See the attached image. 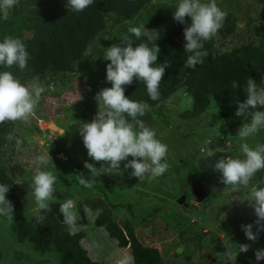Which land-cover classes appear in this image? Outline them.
<instances>
[{
    "label": "rangeland",
    "instance_id": "1",
    "mask_svg": "<svg viewBox=\"0 0 264 264\" xmlns=\"http://www.w3.org/2000/svg\"><path fill=\"white\" fill-rule=\"evenodd\" d=\"M177 3L178 0H150L144 10L154 14L161 6ZM216 3L227 13L222 26L226 20L235 25L233 38L225 43L226 49L248 41L258 43L263 32L264 0H216ZM2 21L0 18V30H6ZM30 21L26 18V23ZM107 38L88 47L76 72L38 80L45 88L39 103L44 96L61 95L68 89L77 94L79 102L67 105L61 110L64 116L51 121H41L33 115L28 123H14L12 133L23 143L19 148L11 143L0 152V168L12 179L25 217L37 226L44 224L37 223L32 214L35 207L32 177L35 157L49 152L54 166L49 163L45 167L57 176V181L54 199L48 203H62L66 199L74 200L76 206L80 201L97 202L109 210L120 228L131 227L142 246L157 249L163 264H231L235 256L234 264H264L254 256L264 245L247 240L241 229L242 225L252 224L253 232L257 230L254 223L257 218L246 200L253 186L264 187V169L256 173L248 187L238 191L220 183L219 173L203 176L198 169L199 159L204 155L201 147L237 158L241 156V143L264 144V128L247 141H240L236 132L222 134L223 122L212 98L207 111L192 120L184 117L192 109L191 97L184 89L149 110L151 121L147 127L168 146L169 167L163 175H146L138 180L130 175L131 169L123 170L127 161L121 162L120 172L98 170L92 175L84 168L85 162H94L87 156L77 129L80 122H90L95 116L98 105L94 96L101 89L110 88L101 84L107 62L104 53L110 43ZM50 124L57 129H51ZM209 140L212 143L208 145ZM94 167L100 169L101 163H94ZM79 173L92 182V187L78 183ZM198 186L206 194L202 202H197L193 194V188ZM74 212L79 215L77 207ZM85 212L87 224L74 222L69 230L85 234L82 245L93 261L117 264L124 256H131L129 245L117 247L103 228L94 226L97 212L89 209ZM242 244L249 245V250L239 253ZM0 264H58V255L54 251L40 254L30 243L18 242L14 223L9 225L5 217H0Z\"/></svg>",
    "mask_w": 264,
    "mask_h": 264
},
{
    "label": "trees",
    "instance_id": "2",
    "mask_svg": "<svg viewBox=\"0 0 264 264\" xmlns=\"http://www.w3.org/2000/svg\"><path fill=\"white\" fill-rule=\"evenodd\" d=\"M149 2L150 0H94L93 5L83 12L75 13L69 10L67 0H19L18 7L10 12V18L2 21L6 30H0V42L9 35L20 38L29 53L27 67L21 71L18 66H0V71H10L23 84L46 76L71 75L79 69L88 47L100 44L106 37L110 41L109 47L113 44L119 45L126 35L132 39L133 46L147 43L143 36L137 39L128 33L129 27L143 25L148 30L159 32L160 39L156 41L160 49L157 63L163 64L170 60L171 66L165 70L160 83L158 100L152 101L147 95L145 85L135 80L131 85L124 86L125 96L145 102L151 109L184 89L192 100V109L184 115L185 119L190 120L203 115L212 98L223 122L221 133H237L240 125L249 122L244 117L235 116L238 103L246 99L243 90L246 81L251 78L259 85L264 79V24L257 44L248 41L239 47L226 49L225 43L233 38L235 26L234 22L226 20L215 36L217 39L213 37L204 42V50L208 55L203 63L194 68H186L184 65L189 54L183 47L185 25L173 20L175 6H161L153 14L144 10ZM26 18L31 21L26 23ZM130 20L132 23L128 24ZM188 22L189 19L186 18V25ZM108 63L110 62L107 61L106 65ZM234 82L238 84L236 89L232 87ZM101 84L111 87L106 82V66ZM139 119L148 126L151 121L150 112ZM13 129L14 123L11 122L0 125V152L11 143L12 147L16 146L15 139H6ZM12 136L17 138L13 133ZM226 157L227 154L223 152H216L212 157L203 155L198 162L200 174H218L214 171V164L220 158ZM0 184L10 185L6 198L14 206L13 223L18 242L30 243L33 250L40 254L54 251L58 255V264H99L89 257L82 245L85 234L70 232V224L65 222L60 213V202L48 203L50 210L41 213L44 224L40 227L25 217L17 189L6 171L1 168ZM76 207L79 213L76 215V224H87L86 209L97 212L94 226L103 228L117 247L125 248L129 245L134 264H163L158 250L142 246L131 227L125 226L124 230L120 228L107 208L90 201H80ZM255 244L264 245V231L259 232ZM261 261L264 262V259Z\"/></svg>",
    "mask_w": 264,
    "mask_h": 264
},
{
    "label": "clouds",
    "instance_id": "3",
    "mask_svg": "<svg viewBox=\"0 0 264 264\" xmlns=\"http://www.w3.org/2000/svg\"><path fill=\"white\" fill-rule=\"evenodd\" d=\"M93 3L94 0H67L69 10L75 13L83 12ZM18 5L19 0H0V18L7 21L10 12ZM226 15L216 0H178L172 18L175 22L185 25L183 47L189 54L184 65L186 68H194L203 63L208 55L204 50V42L217 35ZM186 18L190 19V24L186 25ZM128 33L137 39L143 36L147 43L133 46L132 39L126 35L119 45L113 44L106 48L103 59L110 62L106 65V82L110 83L111 87L101 89L94 96L98 110L90 122H80L77 131L87 156L94 163H101L100 169H97L94 163L85 162L84 168L90 174L95 175L98 170H103V173L120 172L121 162L127 161L123 164V170L131 169L130 175L140 180L146 175L159 177L168 170V146L157 139L155 131L139 119L150 110V105L127 98L124 86L131 85L134 80L142 82L148 97L152 101L158 100L159 86L165 70L171 66V61L157 63L160 52L156 44L160 39L157 30H148L142 25L129 27ZM28 59L26 45L20 38L5 36L0 42V66H18L23 71L27 67ZM232 87L236 89L238 84L234 82ZM243 90L246 99L238 103L235 116L244 117L249 122L240 125L236 137L240 141H247L264 128V110H257L264 109V79L258 85L254 79L248 78ZM44 91L45 88L38 79L23 84L10 71H0V125L9 122H30ZM6 139H15L17 148L23 143L11 134ZM211 143L210 140L207 141L208 145ZM215 151L209 147L200 149L207 157L214 156ZM240 152V157L220 158L214 164V171L220 174L219 182L225 187L230 186L232 191L248 187L256 173L264 169V144L250 146L249 143L243 142L240 144ZM49 163L53 165L49 152L35 157L36 170L32 177L35 207L32 214L37 223H43L41 213L50 210L48 201L54 199L57 176L46 169L45 166ZM85 177L83 173L76 175L80 185L85 188L92 187V182ZM258 186L251 188L246 200L257 218L254 222L257 230L253 232L252 224L241 226L247 240L253 242L258 239L259 232L264 231V225H261V222H264V187ZM9 190L10 185L0 184V217H5L11 225L14 221V206L6 198ZM75 207L76 203L72 199H66L60 204V213L68 224L75 222ZM248 250L249 245H239V253ZM254 256L257 261L264 259V249L256 250ZM235 257L231 264H234ZM132 261L131 256H124L117 264H132Z\"/></svg>",
    "mask_w": 264,
    "mask_h": 264
},
{
    "label": "water",
    "instance_id": "4",
    "mask_svg": "<svg viewBox=\"0 0 264 264\" xmlns=\"http://www.w3.org/2000/svg\"><path fill=\"white\" fill-rule=\"evenodd\" d=\"M79 102V97H76L75 99L71 100L68 102V105H72L73 103H78ZM46 106H38L37 109L34 111V116L41 121H51L54 118L57 117H63L64 115L58 109L57 107L54 108H49L48 112L46 111ZM49 127L53 130H56V126L50 124ZM193 194L195 196V199L197 202H202L206 198V194L202 190L201 186L193 188Z\"/></svg>",
    "mask_w": 264,
    "mask_h": 264
},
{
    "label": "flooded vegetation",
    "instance_id": "5",
    "mask_svg": "<svg viewBox=\"0 0 264 264\" xmlns=\"http://www.w3.org/2000/svg\"><path fill=\"white\" fill-rule=\"evenodd\" d=\"M77 96L76 93L72 90H65L61 95L53 96H44L43 100L38 104V106H46V111L48 112L49 108L57 107L58 109L63 110L68 105V102L75 99Z\"/></svg>",
    "mask_w": 264,
    "mask_h": 264
}]
</instances>
